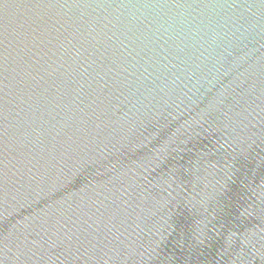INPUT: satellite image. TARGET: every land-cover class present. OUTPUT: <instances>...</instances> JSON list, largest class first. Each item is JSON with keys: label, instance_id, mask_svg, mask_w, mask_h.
Masks as SVG:
<instances>
[{"label": "water", "instance_id": "water-1", "mask_svg": "<svg viewBox=\"0 0 264 264\" xmlns=\"http://www.w3.org/2000/svg\"><path fill=\"white\" fill-rule=\"evenodd\" d=\"M0 264H264V0H0Z\"/></svg>", "mask_w": 264, "mask_h": 264}]
</instances>
